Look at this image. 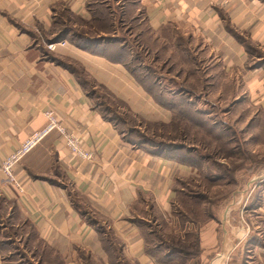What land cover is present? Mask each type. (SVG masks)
Returning a JSON list of instances; mask_svg holds the SVG:
<instances>
[{"label": "crops", "instance_id": "0c3cea01", "mask_svg": "<svg viewBox=\"0 0 264 264\" xmlns=\"http://www.w3.org/2000/svg\"><path fill=\"white\" fill-rule=\"evenodd\" d=\"M90 5V0H0V264H161L148 251L154 230L167 241L164 230L175 224L178 195L196 179L192 166L129 136L125 110L139 123L172 122L173 111L164 102L180 97L165 89L171 82L143 64V82L138 81L121 56H109L106 44L87 48L65 38L66 46L46 52L42 43L48 41L39 38L53 39L58 8L63 24L90 37H109L112 16L130 14L139 29L135 45L143 48L156 35L177 41V47L188 45L187 55L195 46L212 69L238 77L237 102L264 105L253 98L264 83V0H107L108 32L84 24L94 21ZM149 99L169 113L168 120L148 119L143 109ZM49 110L95 159H76L58 133H51L16 166L20 192L7 182L2 162L46 126ZM240 136L244 140L243 132ZM242 156L237 155L241 162ZM256 175L246 185L242 173L228 182L235 185L230 198L218 199L219 212L207 210V221L195 232L201 264H264V175ZM175 233L187 237L169 235Z\"/></svg>", "mask_w": 264, "mask_h": 264}, {"label": "rangeland", "instance_id": "374dc122", "mask_svg": "<svg viewBox=\"0 0 264 264\" xmlns=\"http://www.w3.org/2000/svg\"><path fill=\"white\" fill-rule=\"evenodd\" d=\"M104 1L107 0H99V2ZM122 4H124V2ZM57 10L59 11L57 20L60 22L62 20L61 17L63 16V12L62 9L58 8ZM116 14V16H112L111 18V21L115 23V30L110 32L109 38L115 37L122 39L123 41L130 43L131 45H129V48L134 47L135 51L134 52L133 49H128L127 53L129 56L127 55L125 61L130 63V66L133 67V69L137 70L141 64L147 66L150 69V72H156L164 82L167 84L171 82L165 88L166 90L173 88L180 94L186 95L188 99V96H192L191 101L194 103L192 114L190 115V124L182 122L178 126H167L169 124H165L155 127L153 124L147 125V123H139V121L134 118L133 113L125 110V120H127L128 125L131 126V128L139 126V133L153 135L157 140L165 141L166 139L167 141H170L172 139L173 141L193 147V149L195 148L198 150L201 156L207 157V154H211V159H213V148L222 146L211 135H208V133L206 134V132L210 130H206L205 128L208 127V123H217L215 124L217 126H213L214 128L217 127V131H224L227 133H233L236 131H239V133L243 132L244 140L242 141L245 150L249 154H251V151H254L256 154H251L254 155V159L258 157L261 162H264V105H261L264 100V83L260 82L262 85H260L256 92L253 93L254 102L259 106L261 105L260 107H250L242 101L237 102L236 99L241 92L237 85L238 81L236 78L238 77L235 76V74L230 73L225 75L218 72V69L215 70L214 66L212 69L211 61H209L207 56H204L202 53L200 54L198 48L195 52L193 51L195 46H193V48L192 46L190 47V53L192 54H184L183 49L185 50L188 45L181 44L183 47L179 46V48L177 47V41L173 42L171 39H156L155 35L149 39V41L146 40L147 44L143 48L139 47L138 44L135 45L134 40L139 29L134 27L131 15L128 14L126 17H123L120 12ZM63 18L65 19L66 17ZM66 21L69 22L68 20ZM71 22H78V24H81V21L73 18L71 19ZM126 23H128V26L126 25L124 27V24ZM67 25L65 24L63 27H66ZM56 27L55 31L59 32L64 31L65 29H61L59 25ZM57 34L58 33H55L54 37H56ZM49 39L50 37L43 38L42 36L39 38L41 42L49 41ZM53 43L56 42L42 43V47L49 52L50 50L48 49V46ZM145 51H148L146 58H139ZM131 53H134L133 57ZM138 53L140 54L139 57ZM225 89H227V91H225ZM105 94L109 100H112L106 92ZM143 110L146 111L148 119L152 120H168L170 116L168 112L156 107L150 99L148 101V107H145ZM255 115H257L256 118L258 119L252 124L249 121ZM135 135L136 133L132 136L137 139L138 137ZM258 136L259 140L257 139ZM254 137L256 138L254 139ZM203 165V168L196 172V179H192L193 181L189 182L191 188L189 192L202 195L203 198H187L184 193L178 195L177 208L175 210L177 213L175 215V224L169 228L165 227L164 230L167 231L166 239L168 243L172 242L170 239L171 237L175 240L177 239V233L172 236L169 235L170 231H177L182 235H187L184 241L190 244V246H196L195 235L197 234L195 232L199 229L202 222L207 221V210L210 208H216L213 211L219 212L221 207L217 205L218 199H225L235 188L234 184H228V179L222 181V179H220L221 177H213L209 174L210 171H213L214 173H210H213L214 175L218 173L219 167H215L211 163H205ZM229 165L231 166V161L229 162ZM263 175L264 171L258 173V176L256 175V177L259 178ZM209 178H211L212 183L211 181H208ZM218 181H222L220 182L221 184H217ZM185 191L187 190L185 189ZM210 202H212V204H210ZM189 217L199 223V226L197 227L196 225L195 227L194 225H191L192 223L189 222ZM193 248L194 247H190V251ZM19 259V256H17L14 260L17 261Z\"/></svg>", "mask_w": 264, "mask_h": 264}, {"label": "trees", "instance_id": "16d2710c", "mask_svg": "<svg viewBox=\"0 0 264 264\" xmlns=\"http://www.w3.org/2000/svg\"><path fill=\"white\" fill-rule=\"evenodd\" d=\"M90 4L91 5L89 6V9L92 12L94 21L84 24H87L89 28L96 29L98 31L100 29L105 30L106 32L111 31V21L109 16L110 13L108 12L107 8H105L106 1L99 2V0H90ZM65 15L68 17L69 20L68 14ZM96 18H98V20ZM57 25H59L61 29L65 28L64 31L61 32L55 31V33L58 34L53 39H49L48 42L57 43L64 40L65 38H68L70 41L73 42L78 41L81 44L84 43L89 44L87 48L89 47L95 48L96 46H101V44H106L108 45L107 47H108L109 56L111 58L113 57L117 58L121 56L120 59L121 58L123 59V62L127 65L128 69L133 73L135 78L138 81L143 82L142 76L140 74V66L138 71L137 69H133V67L130 66V63H127L125 61L128 55L127 51L128 49L130 50V48L129 45H126V43H124V41H121L114 37H110V38L96 37V36L90 37L88 35H80L72 31L71 29H68L70 28V26L68 25L66 27H63L65 26V24H63L62 21L58 22ZM262 64L263 63H257V66L262 67L263 66ZM149 88L151 87L148 86V89ZM152 94L154 95V93ZM155 96L157 97V99H159V97L156 94ZM176 97H180L178 102L175 100H172L170 102H164L169 107V109L173 111L172 122L167 126L170 125L178 126L182 122L186 124H190L189 122L191 121L190 115L192 114V108L194 105V103L191 101L192 96L191 97L188 96L189 97L188 99L186 95L178 93ZM175 108H179V109H175ZM256 117L257 115L253 116L249 122L253 124V122L258 119ZM212 124L209 123L207 124L208 127L205 129L210 131H207L206 134L208 133V135H211L222 146L218 148H213L214 149L212 155L213 159H211V154H207V157L201 156L197 149L195 148L193 149V147H189L185 144H181L179 142L173 141L172 139L170 141H167L165 138H164L165 141L157 140L153 135H145L141 132L139 133L136 127L131 128L129 136L134 139L132 135L136 133L138 137L137 140L138 141L140 140L139 141L140 144H143L144 146H147L148 148H151L152 150H155L158 153L169 154L171 158H175L182 163L188 164L197 171L203 168L204 166L203 164L211 163L215 167H219V171L218 173L215 174V177H221L220 179H228V182L233 183L234 181H237V177L239 178L240 177L239 175L242 173L244 175V183L246 185V183H248L253 176H255L257 173H259L261 170L264 169V162H261L258 157L254 159L253 157L254 155H251L252 153L249 154L245 150L239 131L233 133L217 131V127L216 128L213 127V126H217L215 125L217 123H212ZM255 138L256 137H254V139ZM257 139L259 140V136L257 137ZM236 149L238 152L236 151ZM241 152L243 153L242 162L240 161L241 159L237 157V155L240 154ZM222 159L229 160V162L231 161V166L229 164L221 162ZM210 172L209 174L214 176L213 174L214 172L213 173ZM184 185H185V189L187 190L184 191V195L187 198H193V199L203 198L202 195H197L192 192L190 193L189 190H191V188L188 183H185ZM230 196L231 195L229 193L228 197H226V201L230 198ZM175 214H177L176 211ZM189 222L199 226V223H197L191 217H189ZM156 230L157 229H155L154 231L157 236ZM156 236H154L151 239L152 244L151 246L149 245L148 251L149 253L154 254L157 260L161 264H192V263L201 264L199 260L200 250L198 248L199 247L198 235H195L196 246L195 245L190 246V244H188L179 237L178 238L176 237L177 238L176 240L174 238H170L172 242L168 243L166 240H162L161 237L159 240ZM190 247L191 248L194 247V248L190 251L189 249ZM22 264H28V263L23 262Z\"/></svg>", "mask_w": 264, "mask_h": 264}, {"label": "built area", "instance_id": "2783aa9c", "mask_svg": "<svg viewBox=\"0 0 264 264\" xmlns=\"http://www.w3.org/2000/svg\"><path fill=\"white\" fill-rule=\"evenodd\" d=\"M66 41L50 44L48 49L54 51L57 46H66ZM46 126L33 133L26 141L12 154L6 157L1 165V172L5 176L7 182L12 184L20 192H24L21 183L15 177L16 166L33 150L35 149L48 135L51 133H58L65 146L70 153L81 161L92 162L95 159L93 150L88 149L81 141L78 135L70 131L60 120L55 111L49 110L46 113Z\"/></svg>", "mask_w": 264, "mask_h": 264}]
</instances>
